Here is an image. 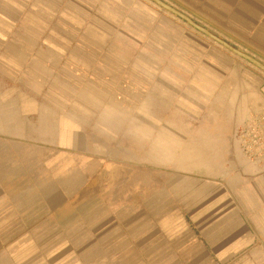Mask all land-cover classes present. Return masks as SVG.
<instances>
[{
	"label": "crops",
	"instance_id": "crops-1",
	"mask_svg": "<svg viewBox=\"0 0 264 264\" xmlns=\"http://www.w3.org/2000/svg\"><path fill=\"white\" fill-rule=\"evenodd\" d=\"M165 1L264 62V0ZM252 111L264 72L152 0H0V264H264Z\"/></svg>",
	"mask_w": 264,
	"mask_h": 264
},
{
	"label": "built area",
	"instance_id": "built-area-1",
	"mask_svg": "<svg viewBox=\"0 0 264 264\" xmlns=\"http://www.w3.org/2000/svg\"><path fill=\"white\" fill-rule=\"evenodd\" d=\"M233 138L245 159L264 168V111H252L243 124L234 129Z\"/></svg>",
	"mask_w": 264,
	"mask_h": 264
},
{
	"label": "water",
	"instance_id": "water-1",
	"mask_svg": "<svg viewBox=\"0 0 264 264\" xmlns=\"http://www.w3.org/2000/svg\"><path fill=\"white\" fill-rule=\"evenodd\" d=\"M152 1L155 2L156 4H158L160 7L164 8L165 10L179 16L180 18H182L183 20L188 22L190 25H192L194 28L198 29L202 33L211 37L212 39H214L215 41H217L218 43H220L221 45H223L224 47H226L227 49H229L230 51H232L236 55L250 61L251 63H253L257 67H259L264 72V62L263 61H260L259 59L255 58L254 56L250 55L249 53H246V52L240 50L239 48L235 47L234 45H232L231 43H229L225 39L214 34L208 28L200 25L194 19H192L190 16H188L186 13H184L183 11L174 7L173 5L166 2L165 0H152Z\"/></svg>",
	"mask_w": 264,
	"mask_h": 264
}]
</instances>
